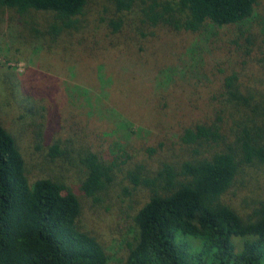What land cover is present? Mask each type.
I'll return each mask as SVG.
<instances>
[{"label":"trees","instance_id":"trees-1","mask_svg":"<svg viewBox=\"0 0 264 264\" xmlns=\"http://www.w3.org/2000/svg\"><path fill=\"white\" fill-rule=\"evenodd\" d=\"M260 1L114 0L100 29L81 21L88 0H0L2 40L28 62L69 63L70 55L85 61L111 49L141 50L161 33L213 40L222 28L240 33L234 35L235 61H227L213 81L206 110L174 136L107 155L87 134L48 141L55 116L47 129L33 118L35 149L45 147L52 160L78 159L82 195L95 200L119 182L116 171L126 165L127 182L144 196L132 216L136 231L123 264H264V200L248 216L222 202L242 167L264 168V17L253 37L243 27ZM39 14L50 20H38ZM177 150L187 160L173 164ZM139 154L158 166L129 168ZM78 195L50 177L30 180L25 157L0 121V264H107L102 244L78 225ZM187 237L200 246L197 251Z\"/></svg>","mask_w":264,"mask_h":264},{"label":"rangeland","instance_id":"rangeland-1","mask_svg":"<svg viewBox=\"0 0 264 264\" xmlns=\"http://www.w3.org/2000/svg\"><path fill=\"white\" fill-rule=\"evenodd\" d=\"M113 12L114 0H88L81 21L104 29L100 18ZM39 17L49 21L51 16ZM260 17H264V0L243 25L244 35L246 31L251 37L255 35ZM223 31L219 29L220 39L216 40L208 34L161 33L144 43L141 50L122 48V53L111 49L85 61L70 55L76 62L69 63L54 58H28V62L14 54L0 35V121L25 157L30 180L50 177L79 194L82 210L78 225L102 244L107 264H123L125 245L136 231L132 216L143 193L133 191L127 182L126 165L116 171L119 182L108 186L95 200L77 192L81 177L78 159L52 160L45 147L35 149L33 118L47 129L55 116L54 133H46L48 141L87 134L107 155L153 143L164 134L174 136L200 118L213 81L220 77L227 61H235L234 35L240 33L235 27ZM177 152L175 159H169L173 164L187 160L183 159L186 152ZM137 158L129 160V168L143 165L152 171L158 166L156 159L140 154ZM122 160L116 159V163ZM242 168L222 202L248 216L264 200V168L258 164ZM124 188L131 194H125ZM184 240L194 251L200 248L194 239ZM232 241L237 243V238Z\"/></svg>","mask_w":264,"mask_h":264}]
</instances>
